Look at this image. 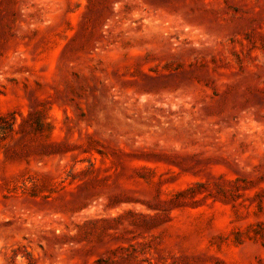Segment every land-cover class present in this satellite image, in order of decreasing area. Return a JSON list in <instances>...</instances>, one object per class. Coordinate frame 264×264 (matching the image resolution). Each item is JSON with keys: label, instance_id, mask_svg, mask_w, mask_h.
I'll return each instance as SVG.
<instances>
[{"label": "rangeland", "instance_id": "1", "mask_svg": "<svg viewBox=\"0 0 264 264\" xmlns=\"http://www.w3.org/2000/svg\"><path fill=\"white\" fill-rule=\"evenodd\" d=\"M0 264H264V0H0Z\"/></svg>", "mask_w": 264, "mask_h": 264}]
</instances>
